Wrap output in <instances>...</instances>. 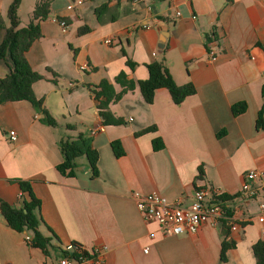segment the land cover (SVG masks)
<instances>
[{"label": "crops", "instance_id": "1", "mask_svg": "<svg viewBox=\"0 0 264 264\" xmlns=\"http://www.w3.org/2000/svg\"><path fill=\"white\" fill-rule=\"evenodd\" d=\"M103 4L99 20L95 9ZM52 17L65 19L68 29ZM83 26L89 30L80 32ZM40 31L25 56L45 75L32 89L57 124L44 123L27 100L0 103V200L19 204V182L30 181L40 200V231L51 236L48 226L56 237L44 253L26 240L30 232L12 229L0 212V264H59L72 245L99 246L103 264H255L264 185L254 179L252 197L240 189L248 170L264 168V128L256 126L263 103L264 0H52ZM161 56L174 81L191 82L195 92L174 103L158 88L147 103L135 85L108 104L121 121L104 124L92 88L105 79L119 92L120 72L135 82L145 79L147 64ZM11 69L8 57L0 59V77ZM48 69L58 74L56 82ZM239 102L245 109L234 114ZM78 133L90 136L98 153L95 177L85 156L75 160L72 176L56 168L59 140ZM211 186L231 197L236 230L224 234L219 222L193 234H165L133 197L157 191L187 206L195 188ZM223 239L235 243L226 261L220 258Z\"/></svg>", "mask_w": 264, "mask_h": 264}, {"label": "trees", "instance_id": "2", "mask_svg": "<svg viewBox=\"0 0 264 264\" xmlns=\"http://www.w3.org/2000/svg\"><path fill=\"white\" fill-rule=\"evenodd\" d=\"M167 1V0H155ZM52 0H37L32 10L31 18L28 24L20 26V20L16 15V9L20 0H13L8 6L7 17L9 25L4 23L0 14V59L8 57L12 64V69L9 74L0 77V103L5 101L27 100L34 108L42 115L40 118L44 123L49 126H56L57 121L48 110L43 106V100L37 98L33 92L32 85L34 82L45 78V75L33 70L29 65L25 53L31 46L32 42L39 38L41 35L40 22L44 21L49 16L50 5ZM107 5L95 9V12L100 19V11ZM89 28L83 26L80 32L87 31ZM214 38V33L207 37L208 42ZM124 54L125 51L122 50ZM127 65L133 68L136 63L131 59H127ZM148 76L145 79L134 80L128 79L124 72H120L115 81L122 86V90L116 92L113 85L108 80H101L94 88L92 93L94 98L98 101L99 114L104 124H116L121 119L115 118L108 110V104L111 101H118L123 94L138 85L140 93L147 103H151L154 97L155 90L158 88H166L174 103H180L185 97L195 92V88L191 82L178 85L172 75L170 74L164 57L154 60L147 64ZM50 79L54 82L57 81L58 74L53 70L48 69ZM261 94L263 97L262 106L258 112L256 119L257 128H264V84L262 86ZM245 103L239 102L232 106L234 114L243 112ZM68 127H72L68 125ZM152 127H147L142 131L150 130ZM154 148L160 146L157 139L153 140ZM111 146L116 156L122 155L120 144L117 140L111 142ZM59 149L62 154V161L57 164L56 168L62 174L72 176L76 172L75 160L80 156H85L88 160L91 176L95 177L98 173L97 158L98 153L93 147L92 139L85 133H78L75 138H61L59 140ZM22 193L21 202L17 205H10L7 202L0 200V212L5 223L12 229L18 232H30V244L34 247L40 248L44 253H47L51 247V236L56 237L55 233L47 226L51 236H46L40 231V226L43 224L39 216L40 200L35 196L30 181L19 182ZM220 199L225 202L226 213L231 215L230 207L227 201L231 199L230 196L222 195ZM221 229L224 234L228 233L229 224L228 220L222 219ZM235 243L232 241L222 240L220 258L226 261V251L234 247ZM72 255L74 257L84 254L90 256L85 250L78 246L72 245ZM252 250L255 257V264H264V237L257 240L252 245ZM64 254L69 252L63 251Z\"/></svg>", "mask_w": 264, "mask_h": 264}, {"label": "built area", "instance_id": "3", "mask_svg": "<svg viewBox=\"0 0 264 264\" xmlns=\"http://www.w3.org/2000/svg\"><path fill=\"white\" fill-rule=\"evenodd\" d=\"M142 1V0H134ZM179 14V12H177ZM52 20L57 22L63 31L68 29V24L65 19L52 17ZM110 40H105L109 42ZM95 130L91 131L94 134ZM11 140H15L14 130L9 131ZM254 179L261 180L264 185V168L250 169L244 175L240 192L246 196H254L255 187L252 183ZM220 192L214 187H197L191 197V203L187 206L181 204L180 200L174 202L168 201L162 194L157 191H152L147 194H142L138 191L133 192V197L136 206L141 214L147 220H154L159 224L160 229L165 234H193L202 225L207 224L216 226L220 220H228L231 230L238 228L237 223L233 220L232 215L226 213L225 202L220 199ZM259 213L257 220L263 224L260 232L264 237V199L259 201ZM26 240L30 237L26 235ZM73 248L72 246H70ZM86 251V250H85ZM90 256L80 254L74 257L72 253L65 254L60 257L59 264H103L102 260L97 256L101 252L99 246L93 247L86 251Z\"/></svg>", "mask_w": 264, "mask_h": 264}, {"label": "rangeland", "instance_id": "4", "mask_svg": "<svg viewBox=\"0 0 264 264\" xmlns=\"http://www.w3.org/2000/svg\"><path fill=\"white\" fill-rule=\"evenodd\" d=\"M12 1L13 0H0V14L7 26L9 25L7 10ZM36 1L37 0H20V3L16 9V15L20 20V26H25L30 21L31 13Z\"/></svg>", "mask_w": 264, "mask_h": 264}, {"label": "water", "instance_id": "5", "mask_svg": "<svg viewBox=\"0 0 264 264\" xmlns=\"http://www.w3.org/2000/svg\"><path fill=\"white\" fill-rule=\"evenodd\" d=\"M152 9H153L154 11H156L155 8H154V6L152 7ZM163 45H164V44H163V40L161 39L160 42L158 43L157 47L161 50V49L163 48Z\"/></svg>", "mask_w": 264, "mask_h": 264}]
</instances>
